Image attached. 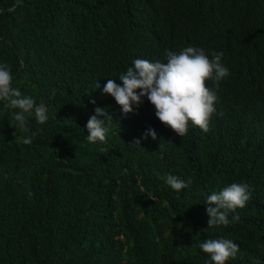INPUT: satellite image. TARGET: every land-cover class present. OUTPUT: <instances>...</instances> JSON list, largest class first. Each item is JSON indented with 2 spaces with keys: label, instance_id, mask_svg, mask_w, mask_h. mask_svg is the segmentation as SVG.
I'll use <instances>...</instances> for the list:
<instances>
[{
  "label": "trees",
  "instance_id": "16d2710c",
  "mask_svg": "<svg viewBox=\"0 0 264 264\" xmlns=\"http://www.w3.org/2000/svg\"><path fill=\"white\" fill-rule=\"evenodd\" d=\"M186 46L230 71L209 132L181 138L146 97L125 117L102 94L134 59ZM0 63L49 116L15 133L0 102V264H207L199 243L221 237L240 249L226 264H264V0H0ZM96 107L113 122L89 143ZM239 182L240 219L208 228L207 196Z\"/></svg>",
  "mask_w": 264,
  "mask_h": 264
},
{
  "label": "clouds",
  "instance_id": "9594fccd",
  "mask_svg": "<svg viewBox=\"0 0 264 264\" xmlns=\"http://www.w3.org/2000/svg\"><path fill=\"white\" fill-rule=\"evenodd\" d=\"M222 57L223 52L214 51L209 55L205 49L196 46L181 47L178 51L165 49L166 62L134 59L132 66L119 75L122 83L108 79L102 94L112 96L125 117L134 114L133 106L138 108L146 97L155 107L158 120L181 138L188 133L190 124L207 133L212 117L217 114L223 116L215 108L219 101L220 82L230 75L229 69L222 63ZM12 81L10 66L0 63V102H3L5 109L11 110L10 125L15 133L17 130L21 133L30 131L28 118L33 114L39 124L46 123L49 119L46 106L37 104L32 96L22 93L12 85ZM206 81H210L211 85L206 86ZM100 87L97 82L95 88ZM52 95L55 96V90ZM90 102L95 104V100ZM94 113L86 124L87 140L89 143L105 142L113 116L101 107H96ZM36 134L32 132L31 136L22 137V142L32 143ZM149 136L157 139L155 129L149 128L143 139ZM133 143L140 145L141 140L136 139ZM166 183L178 192L187 188L192 181L190 177L185 180L180 176L168 175ZM249 199V186L243 182L231 183L212 192L205 201L208 205V228L227 227L238 221L240 217L235 213L237 209L245 208ZM199 248L210 255L207 264H226L230 259H235L240 250L238 244L223 237L205 239L199 243Z\"/></svg>",
  "mask_w": 264,
  "mask_h": 264
}]
</instances>
